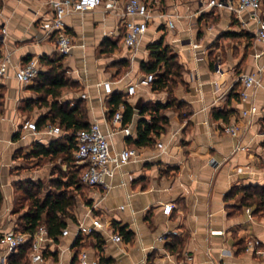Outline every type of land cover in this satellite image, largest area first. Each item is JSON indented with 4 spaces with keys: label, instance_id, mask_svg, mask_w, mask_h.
Returning a JSON list of instances; mask_svg holds the SVG:
<instances>
[{
    "label": "crops",
    "instance_id": "1",
    "mask_svg": "<svg viewBox=\"0 0 264 264\" xmlns=\"http://www.w3.org/2000/svg\"><path fill=\"white\" fill-rule=\"evenodd\" d=\"M263 2L259 15L264 20ZM206 3L163 0L174 28L154 17L134 50L123 44L124 31L113 10L100 6L64 17L73 47L62 63L72 85L62 90L59 101L70 106L82 102L89 124L98 123L107 135L112 155L127 147L136 148L138 155L114 167L105 185L84 186L81 191L63 187L75 197L70 217L65 218L68 234L60 233L56 239L48 236L42 242V261L32 262L28 254L11 264H78L82 249L97 264L101 257L109 264H174L186 255L192 256L191 264H264V215L252 214L250 209L249 218L247 207L240 206L239 191L249 185L264 186V45L256 39L258 23L248 11L234 15ZM49 10L48 0H0V28H6L0 54L9 64L0 80L4 87L0 235L20 230L28 208L19 204L24 184L40 183L43 198L59 192L56 184L66 182L79 165L63 159L60 152L36 153L40 146L49 149L56 140L65 141L62 133L46 132V126L54 125L49 119L34 132L25 128L26 121L44 119L49 106L40 104L34 81L24 85L17 80L16 70L34 58L45 71L41 57L56 55L54 36L41 26ZM105 38L116 42L118 49L102 53ZM160 39L177 54L183 67L181 81L171 94L149 85L137 86L133 95H126V87L146 74L142 65L150 61L148 45ZM121 60L128 61L126 69L118 63ZM242 74L259 81L247 90L246 99L239 97ZM103 81L111 82L110 94L102 88ZM115 92L125 94L134 110L132 120L121 123L128 125L130 135L119 131L108 117V101ZM170 98L176 105L159 111L168 120L165 130L153 135L151 143L136 145L139 119L150 120L149 114L139 113L142 106L164 104ZM251 105L256 112L242 117L241 111ZM218 110L230 112L227 121L214 116ZM229 123L241 127L237 136L224 132ZM167 204L172 205L169 213L164 211ZM94 217L104 224L94 232L101 242L93 233H82L77 245L78 225H90ZM114 222L131 231L132 240L113 241L111 235L118 233ZM250 238L259 244L247 249ZM172 240L178 245L170 250L166 245ZM5 253L0 245V256Z\"/></svg>",
    "mask_w": 264,
    "mask_h": 264
},
{
    "label": "built area",
    "instance_id": "2",
    "mask_svg": "<svg viewBox=\"0 0 264 264\" xmlns=\"http://www.w3.org/2000/svg\"><path fill=\"white\" fill-rule=\"evenodd\" d=\"M50 10L47 17L41 21V26L48 34L54 36L56 53L60 56L69 54L73 47V39L69 35L64 17L70 13L85 12L93 10L97 7L104 6L108 10H113L119 17V24L123 28V44L128 49H135L139 43L140 37L148 29V24L154 17L164 19L165 25L168 28H174V22L171 19L172 15L164 10L161 0H48ZM207 7H215L218 9H227L230 13L238 15L248 11L251 18L257 21L258 28L256 30V39L264 45V20L259 15L261 8V0H207ZM6 28H0V42H2ZM197 45H193L196 47ZM8 59L0 54V80L4 78L8 71ZM42 71L41 64L38 59H30L20 65L16 70L17 80L24 84H30ZM154 73H146L136 82L131 83L126 87L125 94L130 96L136 92L137 86H149L154 80ZM241 90L239 97L246 99L248 97L247 90L259 85V81L253 75L242 74L239 77ZM102 88L107 94L112 92L111 82L103 81ZM85 95L82 94V97ZM257 110L255 105H251L248 109L241 111V116H249ZM123 105L120 104L118 109L111 118L112 125L118 124L119 131L130 135V129L122 123ZM25 128L30 131H36L37 126L34 121H26ZM46 132L52 136H58L62 133L58 125H48L45 127ZM226 134L237 136L241 130L238 123L226 124L223 128ZM264 134V132H263ZM74 151L75 162L79 165H84L85 168L80 175V180L87 186L105 185L106 179L113 174V168L120 166L129 160L136 158L138 155L136 148L127 147L116 154L112 155L110 144L107 135L101 130L98 123H90L87 128L78 130L75 134ZM158 147H162L158 143ZM113 164V165H112ZM172 205L167 204L164 211L169 213ZM246 213L251 218L250 208H246ZM103 222L94 217L90 225L79 224L77 227L76 236L78 234H90L96 230L103 228ZM62 235H67L68 230L63 228ZM48 237L47 229L44 225H40L34 234L20 231H9L0 235V245L5 246L6 253L0 256V264H8V257L12 252L25 243L28 239L31 240L29 258L32 262L42 261V242ZM111 239L115 242L122 241V236L115 232L111 235ZM259 244V240L250 238L246 241L247 249L254 248ZM192 256L186 255L184 258L174 262V264H191ZM78 264H97L95 260H90L87 250L82 249L78 255Z\"/></svg>",
    "mask_w": 264,
    "mask_h": 264
},
{
    "label": "trees",
    "instance_id": "3",
    "mask_svg": "<svg viewBox=\"0 0 264 264\" xmlns=\"http://www.w3.org/2000/svg\"><path fill=\"white\" fill-rule=\"evenodd\" d=\"M118 48L116 42L105 38L100 44V51L102 53H112ZM150 51V61L142 65L146 73H154L155 78L151 82L150 87L154 91L166 90L171 94L173 88L181 81L183 67L178 61L177 54L168 46L162 43V40L155 41L148 45ZM64 56L56 55L52 58L41 57L44 65L47 66L45 71H42L34 79L33 88L40 94V104L49 106L48 115L44 119H39L36 123L37 127L44 125L46 119L50 120L51 124L58 125L62 131L60 138L65 139L64 142L59 143L56 140L54 146L49 149L40 146L37 154L47 155L48 153H61L63 159L68 162L75 161L72 155V150L75 151V134L78 130L87 128L89 122L87 120L86 112L81 101L70 106L69 103L60 102L59 97L64 88L72 85L69 78L66 77L63 67ZM125 69L128 66L127 60L118 62ZM125 94L115 92L111 95L108 104V117H112L118 109L120 104L123 105L122 124L129 123L132 120L133 108L125 100ZM50 97V101L48 100ZM4 98V87L0 84V113L2 110ZM176 105L173 98H170L164 104L148 103L140 109L139 113L149 114L150 120L144 118L139 119L137 124V137L133 140L136 145L149 144L153 141V135L157 136L165 130L168 120L159 114L162 108ZM214 116L222 117L225 121L228 120L229 111L218 110L214 111ZM84 165H77L69 175L66 182L63 184H56L60 188L59 192H49L43 198L41 195V184L26 183L23 187V200L27 202V210L22 214L20 232L32 235L40 225H44L47 229V235L56 239V236L65 228V218L70 217L69 209L75 204V197L71 190L63 187H74V190L81 191L84 186L80 180V175L84 170ZM62 188V189H61ZM242 192L240 206L250 207L251 213H262L264 215V186H245L239 189ZM2 204V193L0 191V207ZM117 229L118 233L125 241L132 240L133 233L126 231L124 227L118 226L115 222L112 224ZM17 231V230H16ZM94 237L101 242L102 237L98 233L92 232ZM83 239L82 234H78L75 243L78 245ZM178 243L172 240L171 245L167 244L170 250L175 249ZM31 240L28 239L20 245L15 252H12L8 257V262L11 264L17 261L24 255L30 252ZM100 264H109V261L103 257L100 258Z\"/></svg>",
    "mask_w": 264,
    "mask_h": 264
},
{
    "label": "rangeland",
    "instance_id": "4",
    "mask_svg": "<svg viewBox=\"0 0 264 264\" xmlns=\"http://www.w3.org/2000/svg\"><path fill=\"white\" fill-rule=\"evenodd\" d=\"M163 1V0H162ZM263 6H264V2H263ZM118 49V48H117ZM72 193H73V191H71ZM19 204H20V206L21 207H26L27 206V202H25L23 199H21L20 201H19Z\"/></svg>",
    "mask_w": 264,
    "mask_h": 264
}]
</instances>
